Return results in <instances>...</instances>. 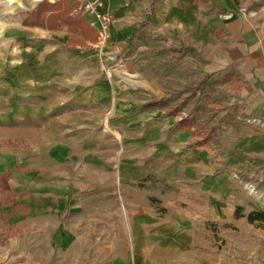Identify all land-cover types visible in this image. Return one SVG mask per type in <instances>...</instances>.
I'll list each match as a JSON object with an SVG mask.
<instances>
[{
	"label": "rangeland",
	"instance_id": "obj_1",
	"mask_svg": "<svg viewBox=\"0 0 264 264\" xmlns=\"http://www.w3.org/2000/svg\"><path fill=\"white\" fill-rule=\"evenodd\" d=\"M42 1L60 0L0 2L1 264H133L134 248L150 264H191L195 249L201 262L264 264V216L248 221L264 212V171L236 165L262 159L246 144L264 102L214 78L194 89L203 50L174 34L182 11L165 2L133 42L101 50L93 25L30 28ZM148 10L121 26L110 12L109 36Z\"/></svg>",
	"mask_w": 264,
	"mask_h": 264
},
{
	"label": "crops",
	"instance_id": "obj_2",
	"mask_svg": "<svg viewBox=\"0 0 264 264\" xmlns=\"http://www.w3.org/2000/svg\"><path fill=\"white\" fill-rule=\"evenodd\" d=\"M155 4V15L157 10H162L161 4L166 3L168 9L175 8V11L181 10L182 13L178 18H182L181 29L174 32L180 34L182 40L185 41L184 46L189 48L202 49L201 60L203 62L204 77L208 75L207 89L210 84V79L222 80L223 85H227L232 91L233 86H238L235 89L236 93H256L259 98V103L264 102V0H142L136 3V0H104L101 9L112 12L116 16L115 22L123 25L129 18L142 12L141 10L148 7L149 10L144 14V19L147 18V13L150 12L151 4ZM137 4V5H136ZM174 4V6H173ZM185 4V5H183ZM188 4V5H187ZM188 7L190 8L187 10ZM184 9L185 14H183ZM153 16V18L155 17ZM90 25L94 28L95 36L97 35V22L93 15L84 14ZM152 18V20H153ZM22 20V19H21ZM141 20V21H143ZM151 20V21H152ZM140 21V22H141ZM150 21V23H151ZM129 22V21H128ZM180 22V21H178ZM150 23L147 25L149 26ZM23 26V21L20 22ZM116 24V23H115ZM130 25V23L125 26ZM135 23L131 28L130 33L120 30L119 26L112 32L110 37L109 47L118 50L116 40H123L126 36L128 41H134L139 32L147 27L139 30L137 35L132 39L135 28L138 27ZM30 28L35 27L41 29L43 32H49L54 27L42 26L41 24L28 25ZM27 25L24 27H28ZM130 28V26H128ZM112 30V28H111ZM129 35V36H127ZM172 36V33H171ZM175 36V35H174ZM97 39L94 40V46ZM96 47V46H95ZM191 65L196 64L193 59L190 60ZM202 78V80L204 79ZM201 80V81H202ZM227 82V83H226ZM200 83V82H199ZM198 84V83H197ZM197 84L193 87L197 88ZM221 85V84H220ZM224 87V86H223ZM221 87V88H223ZM205 90L203 92H205ZM202 92V93H203ZM264 106V105H262ZM258 131L255 134L254 143H247L248 149L262 157L261 161H253L240 157L238 159L237 167L240 169H248L254 165L256 170L262 174L264 171V133ZM247 142L242 139L239 144ZM254 162V163H253ZM260 166V168H258ZM5 169H0V174L5 172ZM256 190H253L255 192ZM227 220H230L229 218ZM256 220V219H255ZM249 222L253 220H249ZM248 222V223H249ZM245 225V223H244ZM261 235L264 237V228L261 229ZM252 235L250 234L249 237ZM198 237V236H196ZM240 241L245 243L250 240L246 233L239 235ZM5 240L0 241V264L5 262L7 249L4 247ZM148 250L140 251L139 249H132L130 256L132 258H142L133 261V264H150L144 260L145 254ZM203 254V259L206 258L204 252L197 249L191 250V264H215L214 259L210 261L201 262L199 254ZM264 259V251L262 253ZM178 261L176 262V264ZM188 264V261L186 262ZM220 264V263H219Z\"/></svg>",
	"mask_w": 264,
	"mask_h": 264
},
{
	"label": "trees",
	"instance_id": "obj_3",
	"mask_svg": "<svg viewBox=\"0 0 264 264\" xmlns=\"http://www.w3.org/2000/svg\"><path fill=\"white\" fill-rule=\"evenodd\" d=\"M60 1H55L53 3H47L46 1L44 2L42 1L38 5V9L36 10V12L34 11L33 15L31 14L29 15V17H32V19L30 20L26 19L25 23L29 25L41 24V25L48 26V27H56V24L59 25L62 21H64L68 23L72 29H76V30L79 26L85 25V26L91 27L90 23L85 17L73 15L72 10L70 9V6L68 4L69 3L68 1L65 0V7L60 6ZM155 4L156 2L154 1L151 4L150 12L147 13V18L141 21L140 25L135 28L132 39L137 35V33L139 32L141 28L147 26L152 20L153 16L155 15ZM44 10L45 11L49 10L50 12L45 14ZM42 13L45 15V17ZM91 28L94 29L93 27ZM207 83H208V77L206 76L204 77L202 81H200V83L197 84V88L200 89V93H202L205 90ZM157 102H160V101H148L144 105L152 106V105H156ZM182 123L183 122L180 121V124ZM2 177H5L7 179L9 176L7 173H4L2 174ZM262 216H264V212L253 211L248 214V219L255 220V219L262 218Z\"/></svg>",
	"mask_w": 264,
	"mask_h": 264
},
{
	"label": "built area",
	"instance_id": "obj_4",
	"mask_svg": "<svg viewBox=\"0 0 264 264\" xmlns=\"http://www.w3.org/2000/svg\"><path fill=\"white\" fill-rule=\"evenodd\" d=\"M80 2L79 9L87 14L93 15L97 22V41L96 47L98 49H107L109 44V32L110 25L114 21V17L109 11H104L101 9L104 0H77Z\"/></svg>",
	"mask_w": 264,
	"mask_h": 264
},
{
	"label": "clouds",
	"instance_id": "obj_5",
	"mask_svg": "<svg viewBox=\"0 0 264 264\" xmlns=\"http://www.w3.org/2000/svg\"><path fill=\"white\" fill-rule=\"evenodd\" d=\"M0 2H2V0H0ZM14 2V0H8V3L9 4H11V3H13Z\"/></svg>",
	"mask_w": 264,
	"mask_h": 264
},
{
	"label": "bare ground",
	"instance_id": "obj_6",
	"mask_svg": "<svg viewBox=\"0 0 264 264\" xmlns=\"http://www.w3.org/2000/svg\"><path fill=\"white\" fill-rule=\"evenodd\" d=\"M250 188H251L252 191L254 190V187L253 186H251Z\"/></svg>",
	"mask_w": 264,
	"mask_h": 264
}]
</instances>
